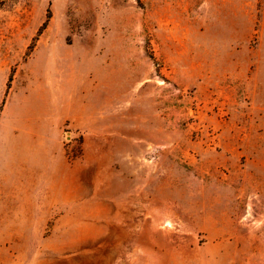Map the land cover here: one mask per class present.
Wrapping results in <instances>:
<instances>
[{
    "label": "rangeland",
    "instance_id": "1",
    "mask_svg": "<svg viewBox=\"0 0 264 264\" xmlns=\"http://www.w3.org/2000/svg\"><path fill=\"white\" fill-rule=\"evenodd\" d=\"M0 264H264V0H0Z\"/></svg>",
    "mask_w": 264,
    "mask_h": 264
}]
</instances>
